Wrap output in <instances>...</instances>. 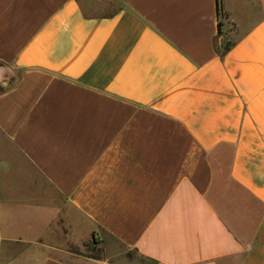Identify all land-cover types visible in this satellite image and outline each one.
<instances>
[{
  "label": "crops",
  "instance_id": "1",
  "mask_svg": "<svg viewBox=\"0 0 264 264\" xmlns=\"http://www.w3.org/2000/svg\"><path fill=\"white\" fill-rule=\"evenodd\" d=\"M221 9L0 0V264H264V0Z\"/></svg>",
  "mask_w": 264,
  "mask_h": 264
},
{
  "label": "rangeland",
  "instance_id": "2",
  "mask_svg": "<svg viewBox=\"0 0 264 264\" xmlns=\"http://www.w3.org/2000/svg\"><path fill=\"white\" fill-rule=\"evenodd\" d=\"M219 45L217 44V47ZM78 255L83 256L85 259L102 260V253L97 247H93L91 243H85L81 251H77Z\"/></svg>",
  "mask_w": 264,
  "mask_h": 264
},
{
  "label": "trees",
  "instance_id": "3",
  "mask_svg": "<svg viewBox=\"0 0 264 264\" xmlns=\"http://www.w3.org/2000/svg\"><path fill=\"white\" fill-rule=\"evenodd\" d=\"M217 14H218V18H219L218 30L220 33V29L222 27V20L224 18L223 13H222V9H221V0H217ZM217 51L221 54V56H224L226 51H227V47H225L224 45L218 46Z\"/></svg>",
  "mask_w": 264,
  "mask_h": 264
}]
</instances>
